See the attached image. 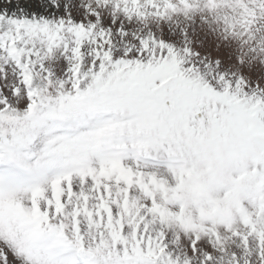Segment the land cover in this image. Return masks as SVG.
<instances>
[{"label":"snow or ice","instance_id":"obj_1","mask_svg":"<svg viewBox=\"0 0 264 264\" xmlns=\"http://www.w3.org/2000/svg\"><path fill=\"white\" fill-rule=\"evenodd\" d=\"M128 2L135 7L125 12L145 15L139 0ZM93 17L100 14L91 23L71 12L59 24L9 19L17 35L0 36L17 63L25 52L16 46L21 32L51 52L65 41L67 24L75 45L72 90L62 82L53 94L51 73L46 85L32 87L29 57L21 67L30 103L17 109L0 98V240L26 264H178L165 252L164 233L150 234L148 214L185 231L211 232L217 241L215 226L231 230L238 216L250 229L245 244L256 235L264 255V95H248L243 81L234 91H216L152 36L114 59L111 30L96 32ZM86 42L97 47L82 73ZM161 150L174 185L143 170ZM130 155L135 168L124 163ZM0 264H9L7 253Z\"/></svg>","mask_w":264,"mask_h":264},{"label":"rangeland","instance_id":"obj_2","mask_svg":"<svg viewBox=\"0 0 264 264\" xmlns=\"http://www.w3.org/2000/svg\"><path fill=\"white\" fill-rule=\"evenodd\" d=\"M226 2L227 0H200L199 3L193 4L191 0H185L183 3L180 0L181 4L187 6L184 14L176 8L172 0H164L165 6L153 0L158 8L153 7V3H148L147 0L153 15L160 20V24L151 25V35H148L147 31L136 35L134 23H128V21L134 22L137 14L133 12L129 15L124 11L126 7L131 9L129 5H133L131 2L125 3V0H115L112 11L107 14L102 13L100 9L90 11L96 8V4L89 3V0H56V3H53V0H0V14L5 17L0 20V36L8 33L9 30L14 36L17 35L16 27L8 22L9 19L27 18L41 22L47 19L59 24L60 17L71 12L77 19L84 17L91 23L92 14L98 12L100 17L96 19L93 17L97 25L96 32H99L101 28L111 30V48L114 59L121 58L129 49L138 51L141 48L139 41L152 36L156 41L162 40L174 48L182 60L181 67L191 70V75L201 77L216 91L223 92L228 85L231 86L229 90L234 91L240 81H243L241 86L245 93L264 95V64L241 62L238 46L229 35L231 30L229 20L227 17L210 14L208 6ZM236 2L243 5L245 15L242 23H255V11H250L249 4L255 3L256 0H236ZM140 4L141 0H139ZM167 4L175 5V10L166 7ZM201 9L203 11H200ZM169 10L173 13L172 15H169ZM157 12L163 14L158 15ZM187 15L191 16V19H188ZM98 19L99 23H97ZM121 20L125 21L123 27H121ZM67 27L66 24L61 31L65 41L54 46L51 52L40 40L29 37L26 32L19 33L23 38L17 40L16 46L25 49L19 63L9 55L4 47H0V98H7V103L17 109H23L30 103L27 95L28 88L23 83L24 69L21 67L22 64H28L29 57L34 62L28 64L34 75L32 87L46 85L49 73H51L50 79L53 84L49 86V90L53 94L56 93L57 88H60L62 82L63 90H72V83L75 79L72 68L75 61L71 59L73 55L71 49L75 45L74 37L67 32ZM120 29H124L126 35ZM129 29L132 30L129 31ZM65 44H67V49ZM95 47H97L96 44L85 43L82 73L87 71L94 61L93 49ZM19 70L22 71L21 75ZM90 79L89 77L82 81V89L86 87ZM17 87L20 88L19 94L15 93ZM152 158L155 159V163L150 162L149 167L143 170L166 176L170 184L174 185L175 180L167 172L164 163L166 154L163 150L159 155L154 154ZM124 163L127 166L136 167V160L131 155ZM133 195L142 194L139 189H134ZM141 202H144L143 199ZM244 204L251 210L248 201H244ZM170 207L174 211L179 210V205ZM147 221H152L149 224V231L153 237L158 238L161 232L164 233L161 242L167 246L165 252L170 254L173 260H177L178 264H185V261H189V264H264V255L261 254L262 249L258 237L249 235L248 242L245 244L243 236L248 235L250 229L239 220L238 216L231 230L225 225L215 226L219 232V241L211 232L185 231L178 223H165L158 217L153 220L151 214L146 216ZM204 224L205 227H212L211 221H205ZM130 230L126 229V231ZM236 232L240 235H236ZM197 234L200 236L199 240H196ZM194 244L195 247H193ZM0 253L8 254L9 264H26L24 258L14 254L2 240H0ZM209 256L211 259H208Z\"/></svg>","mask_w":264,"mask_h":264},{"label":"clouds","instance_id":"obj_3","mask_svg":"<svg viewBox=\"0 0 264 264\" xmlns=\"http://www.w3.org/2000/svg\"><path fill=\"white\" fill-rule=\"evenodd\" d=\"M157 3L164 5V0H156ZM176 5V8L186 13L187 6L180 3V0H172ZM193 4L199 3L200 0H191ZM56 3V0H53ZM89 3H95L96 8L90 9V11H96L100 9L102 13L107 14L112 11V6L115 4V0H89ZM134 8V5H129ZM210 7V14L217 17H227L230 22L229 35L233 41L237 44L239 50V60L241 62L247 61L248 63L259 62L264 64V0H256L255 3L249 4V9L255 11V23L244 24L242 18L245 15L243 12V5L237 3L236 0H227L226 3H220ZM140 11L146 13V15H137L135 21H128V23H134L136 35L147 31L148 35H151V25H159L160 20L157 19L152 13L151 6L147 3V0H141ZM200 11H203L201 9ZM173 13L169 10V15ZM191 19V16H186ZM166 19V18H165ZM99 23V19L97 20ZM125 24L124 20H121V27ZM132 29H129L131 31Z\"/></svg>","mask_w":264,"mask_h":264}]
</instances>
